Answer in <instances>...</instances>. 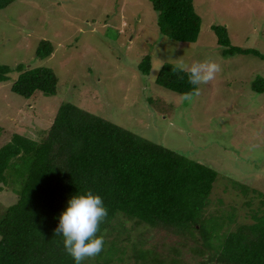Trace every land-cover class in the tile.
I'll list each match as a JSON object with an SVG mask.
<instances>
[{"label": "rangeland", "instance_id": "374dc122", "mask_svg": "<svg viewBox=\"0 0 264 264\" xmlns=\"http://www.w3.org/2000/svg\"><path fill=\"white\" fill-rule=\"evenodd\" d=\"M193 6L201 18L199 37L195 43H178L159 33L152 0H13L0 10V64L47 68L57 84L53 96L35 93L25 99L11 91L16 73L0 83V147L14 134L39 141L60 105L71 103L214 169L218 176L208 213H233L223 232L250 223L263 198L252 191L243 196L232 183L264 194V93L252 89L257 77L264 79V0H194ZM214 26L226 28L231 47L259 55H224ZM43 40L52 44L53 53L38 60ZM145 58L148 74L139 69ZM177 59L189 66L215 61L221 71L199 86L192 102H181V95L155 83L162 66L156 68L175 65ZM0 188V205L14 204L17 196ZM122 216L116 215L105 234L110 240L130 235L128 242L118 243L126 247L119 256L123 262L114 264H134L139 229L126 224L125 230L118 221ZM175 247V254L185 251ZM147 248L140 245L136 252ZM152 254L158 255L144 256L158 264ZM97 256L82 264H97ZM174 261L184 264V258Z\"/></svg>", "mask_w": 264, "mask_h": 264}, {"label": "trees", "instance_id": "16d2710c", "mask_svg": "<svg viewBox=\"0 0 264 264\" xmlns=\"http://www.w3.org/2000/svg\"><path fill=\"white\" fill-rule=\"evenodd\" d=\"M193 1L152 0L159 33L178 43H195L201 18ZM12 2L0 0V10ZM212 30L224 55H259L255 50L231 47L226 28L214 26ZM52 53V44L40 41L36 59ZM149 66L145 58L139 69L148 74ZM173 66L164 63L155 83L179 95L191 91L188 74L172 71ZM13 72L17 74L13 93L25 99L35 93L55 95L57 80L51 70L0 64V83ZM252 89L264 93V79L257 77ZM217 176L207 165L63 103L39 141L14 134L0 147V184L17 196L14 204L0 205V264H75L55 229L69 200L88 191L99 195L108 210L97 233L105 241L97 264L123 262L119 256L126 247L118 243L128 242L130 235L110 240L111 235L105 234L117 214L123 215L118 221L125 230L126 224L139 229L134 246L148 247L144 254L135 248L134 264H152L144 256L152 251L158 253L152 254L158 264H183L174 261L183 258L184 264H264V194L234 181L233 188L243 196L252 191L263 199L260 208L252 211L250 223L223 232L233 213L223 216L207 210ZM176 244L185 251L175 254L179 251ZM171 255L175 259H169Z\"/></svg>", "mask_w": 264, "mask_h": 264}, {"label": "clouds", "instance_id": "9594fccd", "mask_svg": "<svg viewBox=\"0 0 264 264\" xmlns=\"http://www.w3.org/2000/svg\"><path fill=\"white\" fill-rule=\"evenodd\" d=\"M161 66L162 63L156 70ZM172 71L188 74V82L193 85V89L183 93L179 99L181 102H192L200 95L199 86L215 80L221 71V66L211 60L189 66L183 60L177 59ZM107 215L108 210L102 198L91 191L84 195H76L69 200L68 207L60 216L55 234H62L64 249L73 258L75 264H82L85 259L93 258L103 251L104 236H97V233Z\"/></svg>", "mask_w": 264, "mask_h": 264}]
</instances>
